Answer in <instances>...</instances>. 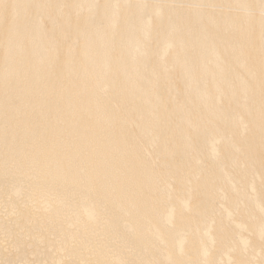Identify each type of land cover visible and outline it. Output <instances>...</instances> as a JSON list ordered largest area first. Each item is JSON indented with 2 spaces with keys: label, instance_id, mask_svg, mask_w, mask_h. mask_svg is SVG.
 <instances>
[{
  "label": "bare ground",
  "instance_id": "1",
  "mask_svg": "<svg viewBox=\"0 0 264 264\" xmlns=\"http://www.w3.org/2000/svg\"><path fill=\"white\" fill-rule=\"evenodd\" d=\"M262 1L0 0V184L23 178L0 209L70 201L35 231L78 238L71 264H95L81 248L96 238L115 256L105 264L264 261L250 245L264 241ZM61 214L79 235L58 232ZM8 238L0 255L14 258Z\"/></svg>",
  "mask_w": 264,
  "mask_h": 264
},
{
  "label": "rangeland",
  "instance_id": "2",
  "mask_svg": "<svg viewBox=\"0 0 264 264\" xmlns=\"http://www.w3.org/2000/svg\"><path fill=\"white\" fill-rule=\"evenodd\" d=\"M262 6L264 8V0L262 1ZM263 13H264V11H263ZM247 16H249V15H247ZM261 18L264 19V14H263V16H261ZM262 54H263V58H264V47L262 49ZM107 92H108V89L106 87H104L103 93H107ZM263 103H264V101H263ZM223 105L225 106L226 104L224 103ZM260 158L262 159V161H264V153L261 152ZM227 163H230V162L227 161ZM10 178H12V177L10 176ZM10 178L8 180V177H7V181L2 182L0 184V190L5 189L6 191H11L8 188H10L14 184H16V182H19L23 179V178H15V179L12 178L13 182L12 181L10 182ZM254 180H255V182L258 181V178L256 175H254ZM23 186L24 185L22 183L20 187H21V189L24 190L25 186L24 187ZM38 195L41 196L42 194L38 193ZM51 197H54V198H51ZM51 197H48V199L51 198V200H53V201L56 200L54 203L55 206L53 205L52 207H50L51 210L53 209V210H56L57 212H59L60 210H62V208H64V206H69L71 204L70 201L65 200V199L63 200L62 199L63 196H61V195H52ZM75 197H77V195ZM43 198H45V197H43ZM45 199L47 200V198H45ZM75 200H76V198L74 199V201ZM28 203L29 204H24L20 209H18L17 211H13V212H10L6 208L0 209V217H1L0 221L4 222V224L6 225L4 228L7 229L6 233L3 231L0 232V239L3 236V237L8 239L6 242L10 243L8 237L12 238V242L14 243V247L16 249V252H15L16 255L14 256V258H11V255H7V254L0 255V264H54L51 262V258L54 256V254H55L54 257L60 255L59 256L60 257L59 258L60 263H58V264H71L72 261H75L76 259H78V252H75L74 254H72L71 252H68L67 247L75 248L77 246V243H78L77 239L78 238L73 239L71 235L72 234H78V232L80 230L78 228L80 226L81 221L78 222L77 220H74V219L72 220L68 217H65L64 214H66V213L59 215L60 222H58V223L56 222V225L58 226L57 227L58 232H59V230H62L63 232L67 231L66 232L67 236H69V238H72V240L71 239L63 240V239L59 238L60 239L59 241L52 242V240L48 239L47 237L44 238L43 236H41L40 232H38V233L36 232V231H38V223L41 222L38 219H41L48 210L51 211L50 208L45 209V207L35 203L34 201H33V203H31V202H28ZM74 206H76V207H74ZM83 207H84L83 202H80V204L73 203L71 207H67L65 209H66L67 213H69V215L77 216L78 213H80V215L83 214L82 213ZM25 210H28V212H29L26 215L24 214ZM242 210L245 211L247 214H249V215L244 214L242 216L245 219L246 224H247V227H246L244 232H246V235L248 237L253 239L254 232L252 231L251 223L253 221H255V219H256V217L254 216V207L244 203V204H242ZM198 214H196L195 216H197ZM48 215L49 216H55L53 213H49ZM239 215L241 216V214H239ZM84 218H85V216L82 217L81 219H84ZM225 219L227 221L228 226L230 227L231 226V218L228 216V213L225 216ZM198 220H199V218H198ZM75 221H77V222L75 223ZM92 221L95 223L94 220H87L86 219L84 224L85 225L86 224L87 225L88 224L94 225V223ZM117 222H119V221H117ZM51 224L54 226V224L52 222H51ZM217 228H218L217 226L213 227L211 229V232L213 234L217 233V232H215V230ZM47 229L54 231L55 227H52V226L47 224ZM107 229H109V228H107ZM204 235H205V233L199 231L197 234H195L193 237H191V239H193L194 242L188 241L186 243L187 252H188V250L189 251L191 250V249L187 248V246L191 242L195 246L196 245L198 246V244H200V245L205 244ZM39 236H41V237H39ZM33 237H36L35 243H33L34 242ZM14 238H16V239L14 240ZM103 242H104L103 238H96V240L92 239L91 247H88L86 249L81 248L83 251L87 252L90 256H94V257H95V255L97 256L95 264H98V263L99 264H105V262H111L112 260H114V259H112V257H115L114 254H112V252L109 251L106 247L100 246V245H102ZM38 243H40L41 246L36 245ZM46 244L52 245V246L46 247V246H44ZM259 244L264 245V241L263 242L254 241V243L251 242L250 245L253 247L252 248L253 250L256 248L258 250H261V248L259 247ZM10 245H11V243H10ZM104 246H106V245H104ZM51 247H53V248H51ZM50 249H52V250H50ZM128 249H129V251H127ZM133 249L134 248L131 245L128 247H124L122 249L123 250L122 252L125 254H132L134 251ZM216 250H218V249L212 247L211 255L214 254L216 252ZM255 252H257V251L254 250V252H251V253L254 254ZM24 253H27V254H24ZM248 253H250V252H248ZM56 254H58V255H56ZM68 257L71 259L68 260L67 259ZM104 258L106 260H104ZM150 260L151 259L147 255L146 261L150 262ZM240 261L242 263H244V259L242 257H241ZM147 262L144 261L143 264L147 263ZM81 263L83 264V263H85V261L83 259H81V260H78L76 262V264H81ZM257 263L258 264H264V261L259 259L257 261Z\"/></svg>",
  "mask_w": 264,
  "mask_h": 264
}]
</instances>
